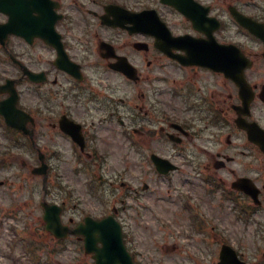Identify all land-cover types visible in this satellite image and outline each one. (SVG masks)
<instances>
[{"label":"flooded vegetation","instance_id":"af4514ba","mask_svg":"<svg viewBox=\"0 0 264 264\" xmlns=\"http://www.w3.org/2000/svg\"><path fill=\"white\" fill-rule=\"evenodd\" d=\"M184 4L181 15L160 0H43L40 26L0 43V100L16 95L19 134L49 167L69 156L111 193L117 180L125 196L143 190L123 180L127 169L111 170L129 166V152L139 174L184 170L219 212L248 226L246 251L228 243L239 259L264 264L252 248L264 233V0ZM155 15L182 37L168 53L156 46ZM152 155L177 168L158 174Z\"/></svg>","mask_w":264,"mask_h":264},{"label":"rangeland","instance_id":"374dc122","mask_svg":"<svg viewBox=\"0 0 264 264\" xmlns=\"http://www.w3.org/2000/svg\"><path fill=\"white\" fill-rule=\"evenodd\" d=\"M12 149L18 148L11 147L0 132V155L8 154L7 151ZM18 157L19 154L6 159L3 162L5 164L0 163V264H31L23 260L27 256L22 254L20 248H28L32 255L35 254L30 258L40 264H92V260L83 254L81 245L74 238L57 242L44 230L42 210L39 207L42 199L39 194L40 179L32 176ZM183 171L174 174L183 175L179 177L180 184H172L168 191L158 195L160 203L156 207L146 203L147 208H143V198L137 202L131 198L125 199L126 205L131 203L139 212L138 217H128L126 221L130 237L129 249L143 264H192L191 260H196V264H211L207 258L211 260L215 254V246L220 238L216 233L219 230L226 238L246 244V231L241 228V224L234 218L232 220L230 214L219 212L214 199L203 200L197 181L189 180ZM82 177L67 176L66 182L51 184L48 197L59 203L65 202L66 217L71 214H74V218L81 217L89 212H98L101 208L100 200L84 190ZM25 180L32 184L31 189L22 184ZM186 191L201 201V207L209 214L206 213L208 218L211 216L215 222L218 220L222 224L223 227L215 230V245H210L212 242L207 237L205 242H199L204 236L192 233L196 231L195 228L186 213L179 210L183 200L181 196ZM144 198L150 203L153 201L149 195ZM191 214L197 226L201 225L204 232L212 234L213 225L205 217L196 212ZM19 234L27 237L22 240Z\"/></svg>","mask_w":264,"mask_h":264},{"label":"water","instance_id":"95a60500","mask_svg":"<svg viewBox=\"0 0 264 264\" xmlns=\"http://www.w3.org/2000/svg\"><path fill=\"white\" fill-rule=\"evenodd\" d=\"M5 2L6 0H2ZM23 0H15V3ZM2 11H7L6 6L0 5ZM0 107L6 122L20 127L21 124L15 121L13 107L6 102ZM10 108H9V107ZM36 172L38 171L35 170ZM46 229L51 231L56 237L66 235L65 227L61 226L59 221V208L54 205H45V214L43 216ZM76 232L85 235V248L88 252H93V257L98 264H132L129 256L125 253L120 240V234L117 226L111 221H87V224L80 227ZM100 242L102 246H97Z\"/></svg>","mask_w":264,"mask_h":264}]
</instances>
